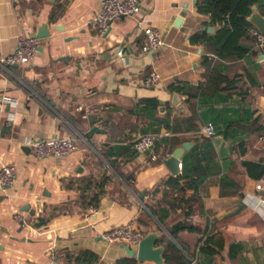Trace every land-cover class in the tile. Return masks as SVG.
Masks as SVG:
<instances>
[{"label":"crops","instance_id":"crops-1","mask_svg":"<svg viewBox=\"0 0 264 264\" xmlns=\"http://www.w3.org/2000/svg\"><path fill=\"white\" fill-rule=\"evenodd\" d=\"M100 1L0 0V58L12 52L19 34L37 37L44 24L50 33L37 37L30 63L0 64V167L17 169L13 184L0 186V264H78L68 255L85 250L104 264L136 259L101 238L131 221L145 235L161 234L165 264L171 252L198 264L200 238L219 230L227 247L210 264H264V190L256 188L264 175L254 178L245 164H264V131L254 128L264 115V54L255 42L244 58L221 60L193 43L194 35L219 29L199 12L201 0H139L141 13L117 18L107 33L90 25ZM150 28L163 40L153 50L145 44ZM207 55L236 83L215 88ZM154 72L161 80L146 85ZM4 94L18 102L4 103ZM92 113L102 115L106 132L87 138ZM208 124L213 136L205 132ZM149 133L157 134L154 147L138 152L135 139ZM66 136L79 138L80 149L63 158L38 159L24 143ZM185 142L191 145L174 175L168 162ZM185 167L203 179L196 193L186 190L187 203L176 201L167 185ZM101 190L97 213L87 215ZM189 207L190 223L200 231H181L177 239L171 229ZM232 243L243 245L236 258L229 255Z\"/></svg>","mask_w":264,"mask_h":264},{"label":"trees","instance_id":"trees-1","mask_svg":"<svg viewBox=\"0 0 264 264\" xmlns=\"http://www.w3.org/2000/svg\"><path fill=\"white\" fill-rule=\"evenodd\" d=\"M258 6L264 13V0H201L198 3V10L203 14H208L214 24L219 25V29L214 34H196L192 37L193 43L205 45L211 49L221 60L226 59H241L244 58L248 52L253 49V43L256 38L251 34L254 28L253 24L248 20L253 13V7ZM245 39H250L252 43H245ZM205 63L208 68H211V75L209 82L215 88L222 87V83H226L225 88H229L235 84L237 77L228 76L225 72L227 67L224 64H213V58L205 56ZM258 84L257 81L254 82ZM180 89V88H179ZM195 93L191 92L190 97H195ZM254 128L258 131H264V115H259L254 120ZM205 145L211 147L209 139L205 138ZM210 150H212L210 148ZM197 151L194 147L191 152ZM247 169L254 178H261L264 175V164L261 162H245ZM201 178V177H200ZM203 179L195 178L194 175L186 167L183 173L172 177L168 180L167 185L170 186L173 193H177L175 200L180 202L186 201L184 194L187 189H194L195 193ZM226 181V180H224ZM228 182V181H227ZM224 188V185H223ZM102 190L97 193L91 200L94 206H98ZM225 193V192H223ZM152 210V209H151ZM193 213L192 207H189L185 212L186 218L175 224L171 232L173 236L179 239L178 234L181 231L198 232L199 228L190 223L189 216ZM162 220V219H161ZM163 221V220H162ZM47 223V220L41 219L40 224ZM199 254L202 257L197 260L198 264H210L213 259L220 254L227 247V239L222 231L210 233L206 237H201L199 242ZM243 245L241 243H232L229 247V255L231 258H236L242 252ZM70 258L74 257V261L78 264H104L99 261V256L93 251H80L68 255ZM189 264L190 260L183 258L181 255L171 254L168 257V263L173 264ZM138 260L130 258L120 260L117 264H137Z\"/></svg>","mask_w":264,"mask_h":264},{"label":"built area","instance_id":"built-area-1","mask_svg":"<svg viewBox=\"0 0 264 264\" xmlns=\"http://www.w3.org/2000/svg\"><path fill=\"white\" fill-rule=\"evenodd\" d=\"M142 6L139 0H101L100 7L96 16L91 20L90 25L93 29L101 33H107L112 23L117 18L123 16H135L140 14ZM252 34L256 38V45L264 54V33L257 29H252ZM145 44L147 50H153L163 45L162 34L160 30L150 28L145 30ZM39 49V39L30 33H21L17 37V43L12 52L0 58V64L9 67L15 64H28L35 59ZM161 80V75L154 72L146 80V85L153 86ZM2 101L8 104H16L18 101L13 96L4 94ZM205 132L209 136L215 133L214 126L208 124ZM157 138V134H142L134 141V147L138 152L151 150ZM24 143L33 149L34 156L38 159L45 157H68L80 149V139L73 136L40 139L38 141L24 140ZM156 158V155L153 156ZM17 177V169L14 165H3L0 167V186H10ZM258 191L264 190V184L256 185ZM263 201V200H262ZM97 213L96 206H90L86 212L87 215ZM15 218L26 223L24 216L17 213ZM145 236L135 224V221L124 225L111 227L101 233V238L105 242L120 245H130L137 248L140 241Z\"/></svg>","mask_w":264,"mask_h":264},{"label":"water","instance_id":"water-1","mask_svg":"<svg viewBox=\"0 0 264 264\" xmlns=\"http://www.w3.org/2000/svg\"><path fill=\"white\" fill-rule=\"evenodd\" d=\"M198 0H195L197 2ZM253 13L249 16L248 20L255 25L258 30L264 33V16L257 11V6L253 7ZM182 17L178 19V23L181 21ZM209 32H213L214 28L209 27ZM50 36V33L47 29V24H44L43 27L40 29L39 34L37 35L38 38H44ZM15 64L14 66H17ZM262 106L264 107V98L262 101ZM87 119L91 128L86 132L85 136L87 138H92L94 134L106 132L102 126L99 125V122L102 123V115L101 114H89L87 115ZM190 143L185 142L182 147L177 148L168 162L170 169L174 175L180 173V162L183 157V154L186 149L190 148ZM151 150H148L150 152ZM8 187V186H7ZM26 210L29 209V206L25 208ZM34 214V211H31ZM161 239V234L157 231L148 232L143 239L140 241L137 248H132L130 245H123L127 254L130 257H136L139 262H146L152 261L156 264H165V249L166 244L158 245V241ZM54 264H59L58 262H54Z\"/></svg>","mask_w":264,"mask_h":264}]
</instances>
